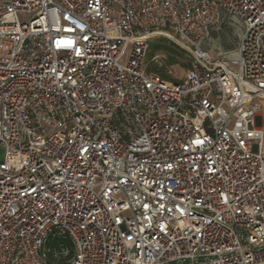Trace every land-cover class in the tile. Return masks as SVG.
<instances>
[{"label":"built area","instance_id":"1","mask_svg":"<svg viewBox=\"0 0 264 264\" xmlns=\"http://www.w3.org/2000/svg\"><path fill=\"white\" fill-rule=\"evenodd\" d=\"M263 102L264 0H0V264H264Z\"/></svg>","mask_w":264,"mask_h":264},{"label":"rangeland","instance_id":"2","mask_svg":"<svg viewBox=\"0 0 264 264\" xmlns=\"http://www.w3.org/2000/svg\"><path fill=\"white\" fill-rule=\"evenodd\" d=\"M18 19L20 22H28L30 16L26 14H19ZM237 40L236 30L225 29L222 30L219 35L212 36L209 45L212 46L214 50H222L228 55H233L234 49L237 46ZM170 42L177 47L175 42ZM167 47L170 48L168 45ZM176 53L177 54H174L175 56L173 55L175 61L171 64L169 62V59L172 57L170 51H159L152 60L146 61L147 66H149L150 63H154L159 68H164L165 75L170 78V80L180 81L186 73L187 59L182 52L177 51ZM261 113L264 115V102L261 103ZM2 157L3 150L0 148V160Z\"/></svg>","mask_w":264,"mask_h":264},{"label":"trees","instance_id":"3","mask_svg":"<svg viewBox=\"0 0 264 264\" xmlns=\"http://www.w3.org/2000/svg\"><path fill=\"white\" fill-rule=\"evenodd\" d=\"M155 39H152L149 42V49H148V53H147V61L152 60L155 57V55L157 54V52L167 50V51H170V53L172 54L171 55L172 57L169 59V62L172 64L175 61L174 58H173L175 56L174 54H177L176 52L179 51V49L174 44H172L169 40H167L165 38L158 37V38H155ZM166 44L170 48H168ZM146 70H147V72H151V73H155V74L159 75L162 79L170 80V78H168L165 75L164 68H162V67L159 68L154 63H150L149 66H146ZM63 242L65 244H68V240H66V239L63 240Z\"/></svg>","mask_w":264,"mask_h":264}]
</instances>
